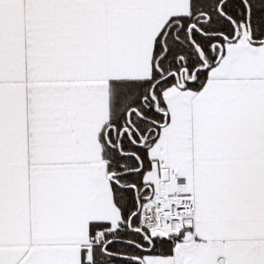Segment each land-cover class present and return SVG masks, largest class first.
Wrapping results in <instances>:
<instances>
[{"label":"snow or ice","instance_id":"1","mask_svg":"<svg viewBox=\"0 0 264 264\" xmlns=\"http://www.w3.org/2000/svg\"><path fill=\"white\" fill-rule=\"evenodd\" d=\"M0 264H264V0H0Z\"/></svg>","mask_w":264,"mask_h":264}]
</instances>
